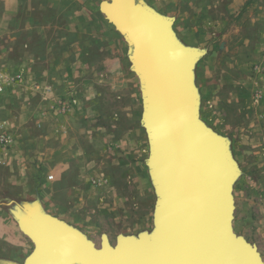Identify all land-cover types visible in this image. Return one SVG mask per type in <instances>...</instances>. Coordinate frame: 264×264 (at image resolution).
<instances>
[{
    "label": "rangeland",
    "instance_id": "374dc122",
    "mask_svg": "<svg viewBox=\"0 0 264 264\" xmlns=\"http://www.w3.org/2000/svg\"><path fill=\"white\" fill-rule=\"evenodd\" d=\"M100 1L0 0V73L16 74V61L23 59L35 62V72L44 76L64 75L52 98L56 105L46 113L34 110L41 92L21 88L20 80L3 94L21 91L27 110L19 114L16 98L0 100L12 106L11 115L23 118L11 130L6 123L0 128L12 139L0 146V260L22 264L31 253L11 210L35 200L96 247L102 235L114 245L118 236L152 230L156 195L145 164L140 84L127 43L98 11ZM142 1L173 19L180 44L204 51L193 68L199 117L229 142L239 170L231 191V229L256 247L264 264V0ZM81 73L88 75L86 93L78 90ZM71 106L77 110L68 117ZM65 115L68 122L82 117L85 124H75L82 136L69 146L78 154L63 161L67 172L56 179L44 153L52 127Z\"/></svg>",
    "mask_w": 264,
    "mask_h": 264
},
{
    "label": "water",
    "instance_id": "95a60500",
    "mask_svg": "<svg viewBox=\"0 0 264 264\" xmlns=\"http://www.w3.org/2000/svg\"><path fill=\"white\" fill-rule=\"evenodd\" d=\"M98 11L128 45L140 84L145 164L156 195L152 230L106 235L96 248L40 203L11 214L32 244L22 264H263L255 246L231 229L239 175L228 140L200 120L193 68L204 51L180 44L167 18L142 0H102ZM0 264H16L0 260Z\"/></svg>",
    "mask_w": 264,
    "mask_h": 264
},
{
    "label": "crops",
    "instance_id": "0c3cea01",
    "mask_svg": "<svg viewBox=\"0 0 264 264\" xmlns=\"http://www.w3.org/2000/svg\"><path fill=\"white\" fill-rule=\"evenodd\" d=\"M48 1L50 3H59V2H57L58 0H48ZM153 10H155V9H153ZM2 35H3V33L0 31V37ZM3 58H4L3 60L6 61V64H8V66L12 65V61H10L8 59V57H6V58L3 57ZM16 62H18L16 72L20 75V87L25 88V89H31V90H33V88H37L38 92L39 93L41 92L40 94L43 95L42 97L37 95V103L35 105L34 110H38L39 113H46V108L51 109V110L54 109V107L56 105V102H54V100L56 98L55 99H52V98L56 97L57 94L59 93L56 88L58 87V85L60 84L61 81L58 78H60V77L64 78V75L61 73H57L54 75L49 74L47 76H44L42 74L35 72L34 67H33L35 62L25 61L23 59H21L20 61L17 60ZM77 76H80V77H78V78H80V85L78 86V90H81V93H86L87 87H88V75H83L81 73L79 75H76V77ZM66 83H67V86H69V88L76 87V86L73 87L72 83L69 81H67ZM74 84H75V82H74ZM63 86L66 87V85H63ZM40 88H41V90H40ZM74 90H75V88H74ZM20 92L17 96L10 95L11 93L10 94H8V93L2 94V95H0V100L5 101V103H8V102H11V99L16 98L17 103H20L19 114L21 115V113H24L27 110V107L24 106L25 105L24 104L25 103L24 97H26V96ZM74 92L77 94L76 90ZM43 99H44V101H42ZM45 100H47V102H45ZM1 105H0V123H2V124H0V128L3 130L5 127V123L7 124V128L5 127L7 130L13 129V127L10 126L11 124H13L14 127L16 125L20 126L23 118H18V117L16 118L15 116H13V114L11 115V110H13L12 106H10V105H5V106L2 105L1 106ZM76 110H77V108H74V110H73V107L71 106L69 108V110L67 111L68 113L66 112L67 116L69 117V116H71V114H75ZM15 112L17 113V111H15ZM5 115H10L11 119H9V118L6 119ZM41 119H43V118L42 117L39 118V121ZM66 119L67 118L65 115L61 121L56 122L54 124V127H52V129H54V131L49 136L50 148L48 149V151L46 153H44V155L46 156L45 157L46 159L53 161L52 162L53 163L52 171L55 172L54 176L56 177V179H57V177L62 176V174H60V173L63 170L68 169L66 167H64V168L62 167L63 161L65 160L64 162H69V160H73V157L78 154L79 150L77 147H70L69 146L70 143H72L73 145H76V141L79 138H81V136H82V134H79V136H77V131H76L77 129L75 128L77 125H75V124H78L77 122H79V124L80 123L85 124V122L82 121V117L77 118V121H75V122L74 121L68 122ZM78 129L83 130V127L81 126ZM62 131L65 132V134H66L65 136L61 134ZM40 139H39V142H40ZM64 152H65V154H63ZM65 172H67V170Z\"/></svg>",
    "mask_w": 264,
    "mask_h": 264
},
{
    "label": "built area",
    "instance_id": "2783aa9c",
    "mask_svg": "<svg viewBox=\"0 0 264 264\" xmlns=\"http://www.w3.org/2000/svg\"><path fill=\"white\" fill-rule=\"evenodd\" d=\"M19 80H20V75L18 73L16 74L0 73V94H3L8 86L18 83ZM11 143H12V139L10 135H8L6 132H1L0 146L5 148L8 147Z\"/></svg>",
    "mask_w": 264,
    "mask_h": 264
},
{
    "label": "bare ground",
    "instance_id": "6f19581e",
    "mask_svg": "<svg viewBox=\"0 0 264 264\" xmlns=\"http://www.w3.org/2000/svg\"><path fill=\"white\" fill-rule=\"evenodd\" d=\"M232 195V194H231ZM69 225V224H68ZM73 228V227H72ZM77 230V229H76ZM124 237H126V236H124ZM108 238V237H107ZM88 240V239H87ZM88 241H90V240H88ZM108 241H109V238H108ZM90 242H92V241H90ZM110 242V241H109ZM93 244H94V242H92ZM100 244H101V242H100ZM94 246H96L95 244H94ZM100 246V245H99ZM96 248H99V247H96Z\"/></svg>",
    "mask_w": 264,
    "mask_h": 264
}]
</instances>
